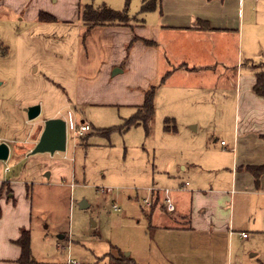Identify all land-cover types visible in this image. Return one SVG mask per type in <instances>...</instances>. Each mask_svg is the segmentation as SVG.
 <instances>
[{
	"label": "rangeland",
	"instance_id": "obj_1",
	"mask_svg": "<svg viewBox=\"0 0 264 264\" xmlns=\"http://www.w3.org/2000/svg\"><path fill=\"white\" fill-rule=\"evenodd\" d=\"M87 3L126 10L130 17H136L125 19L128 25L135 26L143 18V31H153L149 12L141 11L142 0H78L80 8ZM206 5L218 16L226 13L224 22L230 32L235 28L240 34L242 28L238 42L233 34L220 38L219 51L228 65L251 64L263 71L264 0H212ZM154 14L156 21L164 20L163 13L156 10ZM10 23L0 22V134L8 136L11 154L0 165L10 166L9 177L20 174L22 181L43 182L30 186V247L36 260L108 263L109 255L118 256L119 251L142 256L147 247H155L160 252L162 243L169 244V240L150 234L149 212L141 201L148 195L146 188H174L179 182H188L186 189L193 192L214 188L212 192L224 189L231 193L232 187L226 184H230L227 172L235 156L230 137L238 127L234 93L179 92L176 88L181 80L170 79L173 83L161 86L156 94L149 131L143 125L120 131L118 126L133 112L128 105L135 95L123 80L126 75L136 77L135 70L113 75L112 85L104 88L111 100L76 104L70 93L79 42L87 36V27L80 21L58 19L37 24L14 19ZM7 47L8 53H4ZM189 82L211 81L204 77ZM220 100L224 105H219ZM35 104L40 105V113L29 120L24 109ZM55 114L68 122L85 120L90 129L77 136L67 127L65 151L28 152V157L13 160L14 147L31 142L38 125L36 134ZM166 117L174 119L176 130L164 129ZM254 149L246 157L263 160V148ZM46 172L50 173L48 178ZM3 184L1 195L8 196V187ZM234 193L232 217L244 224L248 237L234 234L231 262L264 264V182L259 187L254 183L237 185L231 195ZM82 203L87 207L82 208ZM114 203L119 211L113 210ZM153 221L160 226L187 227L180 217ZM186 245L179 246V251L188 253L190 246ZM198 251L204 253L205 246Z\"/></svg>",
	"mask_w": 264,
	"mask_h": 264
},
{
	"label": "crops",
	"instance_id": "obj_2",
	"mask_svg": "<svg viewBox=\"0 0 264 264\" xmlns=\"http://www.w3.org/2000/svg\"><path fill=\"white\" fill-rule=\"evenodd\" d=\"M211 1L171 0L169 3H163L158 0L156 8L147 14V19H150V24L153 25L152 32L143 31V18L142 23L139 21L135 26H93L88 35L79 42L70 96L76 104L111 100L107 92L104 93V88L112 85L115 75L113 69L116 67L121 69L117 73L129 74L132 70L137 72L136 77L126 75V81L123 80V85H128L132 89L130 92L135 93L134 99L130 100L131 104L128 105L133 109L132 114L136 107L142 104L145 90L153 84L159 74L162 77L168 73L164 82L157 88L156 94L161 86L173 83L169 82L170 79L181 80L179 89L176 88L179 92L184 89L186 93H234L233 103L237 112L238 127L231 133L230 141L235 156L231 168H226L229 171L227 180L230 182L226 186L232 187V193L237 185L254 183L255 187H259L264 182L262 173L256 185L255 178L248 169L249 166L264 163V153L263 160L246 157V154L255 151V147H261L264 151V96L257 95L253 90L254 73L258 71L253 65L237 66L236 63L232 66L233 62L228 65L229 62L220 54V38L233 34L234 40L238 42L242 37V28L240 34L235 28L230 32L228 24L224 22L226 13L218 16L212 11V7H206ZM80 10L78 0H0V22L8 25L18 19L27 24H37L42 22L39 14L45 12L55 20L69 23L80 21L84 25L81 17L79 19ZM156 10L160 15L164 14V20L154 19ZM84 28L80 29L81 34ZM142 39L154 44L145 45ZM4 53H8V47L7 50L4 49ZM204 77L211 82H189ZM223 101L220 100L219 105H224ZM52 117L59 116L55 114ZM152 118L149 121V129ZM81 122L87 123L85 120L79 123ZM38 127L32 134L36 136L31 142H27L22 148L14 147L13 160L28 157L30 148L34 147L43 129L40 127V133L36 134ZM7 137L6 134H0L2 141L9 144ZM25 149L28 150L24 152ZM10 154L9 146V156ZM7 166L9 170L5 171ZM10 172V166L1 163L0 187L6 183L13 198L0 196V264H18L21 249L14 241L19 238L22 229H31L33 197L30 188H34V184L43 183L22 181L20 174L9 177ZM47 173L45 176L48 178L50 173ZM183 183L179 182L174 188H169L176 204L173 213H168L162 208L159 196L155 197L149 206L143 203L144 197L141 199L149 212L146 215L150 234L156 239L166 236L169 244L166 242L163 245L162 241L160 252L155 247H147V253L142 256H130L127 252L128 255L123 254L124 257H131L137 264H237L231 262V240L234 234L238 233L240 236L241 232L247 231L242 222H236L232 217L236 194L223 192L224 189L212 192L211 189L214 188L193 192L186 189L188 184L179 189ZM173 217L183 218L187 227L160 226L157 221H153V218L169 221ZM184 242L187 243L186 246H190L188 253L178 249L186 244ZM202 245L205 246L204 253L198 251ZM191 250L196 254H191Z\"/></svg>",
	"mask_w": 264,
	"mask_h": 264
},
{
	"label": "trees",
	"instance_id": "obj_3",
	"mask_svg": "<svg viewBox=\"0 0 264 264\" xmlns=\"http://www.w3.org/2000/svg\"><path fill=\"white\" fill-rule=\"evenodd\" d=\"M158 0H142L141 11L147 12L154 10ZM80 17L84 25L87 27L85 34L88 35L89 30L95 25H112V24H128L125 22V19H136V17H130L126 10L120 11L115 10L106 5L94 7L92 4H85L80 10ZM39 19L43 20H52L53 16L41 12L39 14ZM143 19H140L142 23ZM137 37H135V40ZM145 45L154 44L152 41L142 39ZM168 73H165L159 83L155 85H149L144 92V100L141 105L137 106L134 113L123 120V122L118 126L120 131H125L131 126L143 125L147 131H149V121L154 114V97L159 85L164 82ZM255 84L253 90L257 95L264 96V70L255 71ZM164 129L166 131L176 130L174 120L166 117L164 120ZM249 171L253 174L255 178V184L259 183V176L264 173V163L259 165H252L248 167ZM4 185V184H3ZM1 196V189H0ZM8 197L13 198L12 191L8 188ZM157 198V196H156ZM155 199V198H154ZM0 216H1V207H0ZM31 235L28 229H22L21 234L17 240L14 241L20 249L21 253L17 259L18 264H67V262H44L36 260L31 253L30 247ZM119 256V257H118ZM118 256L109 255L108 263L101 262L102 260H97L93 263H79V264H137L131 257H124L123 253L119 251ZM100 259V258H99Z\"/></svg>",
	"mask_w": 264,
	"mask_h": 264
},
{
	"label": "water",
	"instance_id": "obj_4",
	"mask_svg": "<svg viewBox=\"0 0 264 264\" xmlns=\"http://www.w3.org/2000/svg\"><path fill=\"white\" fill-rule=\"evenodd\" d=\"M121 69L115 68L113 74L120 72ZM27 118L34 119L40 113V105L35 104L25 108ZM66 129L67 121L60 117H52L44 121L42 132L34 147L29 151L30 154L48 152L53 154L66 149ZM9 154V145L2 141L0 142V160L6 161ZM48 173L46 172V176ZM82 208H86L87 204L82 203ZM125 255H128L126 252Z\"/></svg>",
	"mask_w": 264,
	"mask_h": 264
},
{
	"label": "built area",
	"instance_id": "obj_5",
	"mask_svg": "<svg viewBox=\"0 0 264 264\" xmlns=\"http://www.w3.org/2000/svg\"><path fill=\"white\" fill-rule=\"evenodd\" d=\"M67 127L71 128L73 130L74 134L77 136L83 135L84 133H86L90 129L89 124L84 123V122L74 123L72 121H69V122L67 121ZM223 143L224 142L222 141L221 144H223ZM8 170H9V167L7 166L5 168V171H8ZM187 184H188L187 182H184L181 186H179V189H183L184 187L187 186ZM147 191H148V195L142 199L144 204L149 206L152 203L153 199L156 196H159L162 208L168 213L175 212L176 204H175L174 199L172 198L171 190L169 188L149 187V188H147ZM106 192H108V190H106ZM112 208L115 211H119V209H120L116 203H114L112 205ZM240 236L242 238H246L247 233L241 232ZM67 264H78V262H76L75 260H72V259H68Z\"/></svg>",
	"mask_w": 264,
	"mask_h": 264
}]
</instances>
